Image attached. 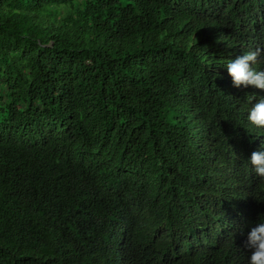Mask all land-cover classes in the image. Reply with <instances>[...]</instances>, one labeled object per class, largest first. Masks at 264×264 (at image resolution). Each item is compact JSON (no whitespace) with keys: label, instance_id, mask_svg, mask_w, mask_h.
<instances>
[{"label":"trees","instance_id":"obj_1","mask_svg":"<svg viewBox=\"0 0 264 264\" xmlns=\"http://www.w3.org/2000/svg\"><path fill=\"white\" fill-rule=\"evenodd\" d=\"M257 48L264 0H0V264H248Z\"/></svg>","mask_w":264,"mask_h":264},{"label":"clouds","instance_id":"obj_2","mask_svg":"<svg viewBox=\"0 0 264 264\" xmlns=\"http://www.w3.org/2000/svg\"><path fill=\"white\" fill-rule=\"evenodd\" d=\"M264 62V49L257 48L248 51L236 59L222 65L227 70L231 84L235 88H248L249 86L264 91V69H257L253 65ZM249 101L255 99L249 96ZM243 127L250 133H264V96H259L254 103L246 109ZM264 149V143H262ZM245 167L261 182H264V150L254 151L244 162ZM264 200V199H257ZM244 248L250 251L248 264H264V215L247 232Z\"/></svg>","mask_w":264,"mask_h":264}]
</instances>
